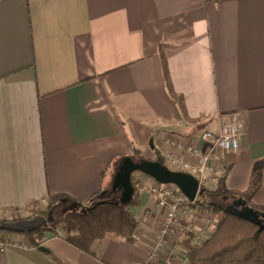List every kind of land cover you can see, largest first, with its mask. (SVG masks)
I'll use <instances>...</instances> for the list:
<instances>
[{
    "label": "crops",
    "instance_id": "0c3cea01",
    "mask_svg": "<svg viewBox=\"0 0 264 264\" xmlns=\"http://www.w3.org/2000/svg\"><path fill=\"white\" fill-rule=\"evenodd\" d=\"M234 115L245 136L237 152L214 150L218 203L264 212V0H0V210L88 203L124 157L194 161L187 148L206 152L201 134ZM143 188L133 243L110 238L91 255L49 225L38 246L0 230L25 244L0 264H147L159 217ZM174 239L164 253L190 264Z\"/></svg>",
    "mask_w": 264,
    "mask_h": 264
},
{
    "label": "trees",
    "instance_id": "16d2710c",
    "mask_svg": "<svg viewBox=\"0 0 264 264\" xmlns=\"http://www.w3.org/2000/svg\"><path fill=\"white\" fill-rule=\"evenodd\" d=\"M164 74L167 78L169 91L172 97L182 106L180 96L173 91L168 77L166 65ZM136 158L140 151L135 150ZM132 184L135 189L133 199L126 203L119 202V194L108 191L100 198L102 191L93 196L88 203L73 200H64L52 203L46 209L37 211V215L47 218L53 217L60 208V222L67 229L65 239L81 251L95 255L96 246L102 245L106 240L115 238L133 243L135 232L141 222L136 218L131 208L141 205V190L145 182L134 174ZM261 184V168L257 169L252 192ZM228 197L222 179L213 191L203 192L195 201L198 205L212 208L221 213L213 234L200 244L187 243V258L190 264H264V230L254 221L239 216L235 212H226L218 200ZM95 202L91 209L87 206ZM58 220V221H59ZM6 220L0 219L1 222ZM26 233L25 235L35 246H38L43 237V230ZM56 229V227H52ZM191 241V240H188Z\"/></svg>",
    "mask_w": 264,
    "mask_h": 264
},
{
    "label": "built area",
    "instance_id": "2783aa9c",
    "mask_svg": "<svg viewBox=\"0 0 264 264\" xmlns=\"http://www.w3.org/2000/svg\"><path fill=\"white\" fill-rule=\"evenodd\" d=\"M245 136V126L239 116H233L228 122L221 125L219 132L205 131L200 139L208 144V150L201 152L198 148L188 147V154L195 158L194 161H187L180 157L169 155L165 160L167 167L173 171H180L191 174L199 182V191H213L217 188L221 178L224 175L222 169L213 165V159H218L214 155V150L219 149L223 152H237L241 147V140ZM182 145V144H179ZM183 147V146H180ZM155 205L159 212V222L155 231V238L148 250L147 264H173V259L177 255V248L172 247L167 253V241L175 238L179 231H189L197 239V244L207 240L210 235L206 232L208 227H212L211 218L206 214L205 209L194 206L195 201L190 199L174 184H163L151 179V185L148 187ZM144 189V188H143ZM200 196V195H199ZM34 208L29 210H18L12 213L10 209L0 210V219L12 221V217H25L31 213ZM204 214V215H203ZM204 221H203V218ZM198 220L200 225L191 224ZM186 222V226L183 223ZM24 242V241H23ZM20 241L9 243L0 232V252L4 253L9 245L25 247Z\"/></svg>",
    "mask_w": 264,
    "mask_h": 264
},
{
    "label": "water",
    "instance_id": "95a60500",
    "mask_svg": "<svg viewBox=\"0 0 264 264\" xmlns=\"http://www.w3.org/2000/svg\"><path fill=\"white\" fill-rule=\"evenodd\" d=\"M135 172L146 175L159 183L178 186L192 202L196 201L197 197L203 193L199 191L198 180L191 174L173 171L163 161L144 158L136 160L128 156L121 160L112 180L110 190L119 194V202L121 204L130 202L134 197L135 189L132 184V176ZM106 193L102 192L99 197H104ZM236 204L240 208L238 211H235L236 214L254 221L259 224L261 230H264V212L249 207L243 199L236 201ZM94 205L95 202L87 206V209H91ZM47 225V219L42 215H37L30 219L1 222L0 230L25 234L45 228Z\"/></svg>",
    "mask_w": 264,
    "mask_h": 264
},
{
    "label": "rangeland",
    "instance_id": "374dc122",
    "mask_svg": "<svg viewBox=\"0 0 264 264\" xmlns=\"http://www.w3.org/2000/svg\"><path fill=\"white\" fill-rule=\"evenodd\" d=\"M166 161H164V163H165ZM134 175L136 176V177H138L139 179H144L145 178V176L142 174L141 175V173H139V172H135L134 173ZM151 185V183H145V187H149ZM199 197V196H198ZM198 197H197V199H198ZM219 202H221V201H219ZM194 206L196 207V206H198L199 208H201V210L202 209H205V212H206V214H209V216H210V218H211V225H212V227H208V230H206V232L211 236L212 234H213V232H214V229H215V226L217 225V223H218V221H219V219L221 218V213H219L218 211H214L212 208H209V207H205V206H201V205H198L197 203H195L194 204ZM47 208V206H36V207H34V211H33V214L32 215H29L31 218H33V215H35L36 213H39V212H37V211H41V210H44V209H46ZM155 209H158L157 208V206L155 207ZM223 209L226 211V212H232V213H234L235 211H232L231 209H229V208H225L224 206H223ZM61 210H60V208L59 209H57L56 210V212H55V214H54V216L51 218V217H49L48 218V225L49 226H51V227H56V229L57 230H59V232L61 233V234H65L66 233V231H67V229L66 228H64L63 227V225L61 224V222H60V215H61ZM204 215V214H203ZM160 215H159V212H158V217H159ZM30 217H28V218H30ZM23 219L25 218V219H27L26 217H22ZM46 218V217H45ZM203 218V217H202ZM47 219V218H46ZM59 220V221H58ZM12 221H16V220H12ZM189 221H191L192 223L191 224H195V225H200V223H202V222H199L198 220H196L195 222H194V220L193 219H190ZM203 221H204V218H203ZM186 222H184L183 223V225H185L186 226ZM141 226V225H140ZM156 231V230H155ZM174 240H177V242L176 243H178V242H182V241H184L185 240V243H186V245H187V243L188 242H190V241H188V240H191V233L189 232V231H178L177 233H176V235H175V239ZM192 241V240H191ZM204 242V241H203ZM203 242H201V243H203ZM191 243V242H190ZM174 246V245H173Z\"/></svg>",
    "mask_w": 264,
    "mask_h": 264
}]
</instances>
